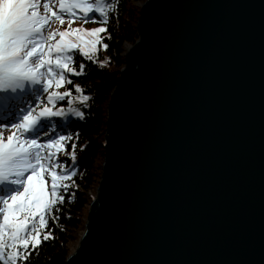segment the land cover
I'll return each instance as SVG.
<instances>
[{
  "label": "water",
  "instance_id": "1",
  "mask_svg": "<svg viewBox=\"0 0 264 264\" xmlns=\"http://www.w3.org/2000/svg\"><path fill=\"white\" fill-rule=\"evenodd\" d=\"M234 2L140 5L107 168L65 264H264V5Z\"/></svg>",
  "mask_w": 264,
  "mask_h": 264
},
{
  "label": "snow or ice",
  "instance_id": "2",
  "mask_svg": "<svg viewBox=\"0 0 264 264\" xmlns=\"http://www.w3.org/2000/svg\"><path fill=\"white\" fill-rule=\"evenodd\" d=\"M54 3L56 10H53ZM247 3L249 0H235L229 6ZM261 4L264 5V0ZM114 6L109 0H58V3L56 0H0V94L12 101L8 106L9 114L16 111L18 116L10 125L0 123V129L12 130L6 138L0 131V186L4 187V192L0 193L2 264H19L42 241L53 239L52 228L48 227L50 219L53 225L57 224L60 206L73 200L72 189L76 187L74 177L77 175L76 144L72 143V150H67L73 134L63 121L55 123L42 118H67L70 114L84 118L83 111L71 107V90L55 89L69 83L71 75L85 74L83 59L92 61L100 47H109L102 34L107 31L109 9ZM65 15L68 27L53 29L49 22L55 19L63 24ZM74 19L98 21L100 26L73 27ZM74 53L83 57L78 68L73 66ZM36 85H42V88L37 91ZM75 92L79 94L76 100L89 101L90 97L81 85H75ZM29 93L37 106L26 110L20 108ZM65 100L69 105L66 109L51 106ZM261 120L264 134V62ZM104 167L107 168V161ZM112 211L115 215L124 212L119 193ZM66 218H71V214L68 213ZM100 264L107 262L102 260ZM171 264L185 262L177 260Z\"/></svg>",
  "mask_w": 264,
  "mask_h": 264
},
{
  "label": "trees",
  "instance_id": "3",
  "mask_svg": "<svg viewBox=\"0 0 264 264\" xmlns=\"http://www.w3.org/2000/svg\"><path fill=\"white\" fill-rule=\"evenodd\" d=\"M143 1L145 0H109L115 6L109 9L107 31L102 34L105 37L104 42L109 47L107 49L100 47L92 61L83 59L80 54L74 53L73 66L78 68L83 59L86 65L85 74L80 76L71 75L69 83L62 84L55 89L61 92L71 90L73 101L71 107L80 109L85 113L83 119L76 118L71 114L67 118H42L52 120L55 123L63 121L65 127L73 134L67 150L71 151V144H76L77 175L74 177L76 187L72 189L73 200L60 206L61 214L58 223L53 225L51 219L49 221L48 227L52 228L54 238L42 241L41 245L32 250L28 258L20 261L19 264H65L70 254L69 243L72 241L73 234L83 226V209L91 202L95 193L94 186L97 172H94V162L104 156V147L99 142L102 141L100 132L103 129L102 127L107 124L108 101L112 91L118 84V71L125 65L126 45L133 44L138 38L136 24L140 8L137 3ZM79 22L83 27L88 28L100 25L98 21L93 20H79ZM50 24L53 29L57 30L68 27L66 20H64L61 27L53 22ZM77 84L81 85L84 93L89 95V101L76 100V96L79 95L75 92V85ZM35 87L39 91L42 85H36ZM41 95L46 98V94L42 93ZM33 102L35 100L29 93L27 94V100L20 105V108L26 110L30 106L36 107V102L32 104ZM51 106L53 108L62 106L65 109L69 107L66 100ZM2 112L7 114V111L2 110ZM13 112L17 113L16 111ZM7 131L9 133L12 130L8 128ZM61 159H64V157H61ZM3 192L4 187L0 186V193ZM68 213L71 214V218H66Z\"/></svg>",
  "mask_w": 264,
  "mask_h": 264
},
{
  "label": "rangeland",
  "instance_id": "4",
  "mask_svg": "<svg viewBox=\"0 0 264 264\" xmlns=\"http://www.w3.org/2000/svg\"><path fill=\"white\" fill-rule=\"evenodd\" d=\"M144 2V1H143ZM143 2H138L137 3V5H138V7L140 8V5L143 3ZM56 3H58V0H56ZM53 10H56V4L54 3V6H53ZM41 11H42V7H41ZM66 21H67V18L65 19ZM51 21H54V19L53 20H51ZM57 24L59 25V26H61L62 24L59 22V21H57ZM81 25V23L79 22V20H77V19H74L73 20V27H75V26H80ZM98 26H100V25H98ZM95 27H97V26H95ZM85 28H88V27H85ZM91 28H93V27H91ZM128 46L129 45H126V51H127V48H128ZM125 51V52H126ZM101 128V127H100ZM103 129H101V132H100V137L102 138V141H99L101 144L103 143V141L105 140V134H106V130H107V124L105 125V126H103L102 127ZM0 131H3V132H5L6 131V129H0ZM4 136H5V133H4ZM99 138V137H98ZM103 150H104V148H103ZM104 153H105V150H104ZM105 155L103 156V158H100V159H98V160H96L95 162H94V168H95V170H94V172H97V175H96V181H95V186H94V194L93 195H95L96 194V191H97V188H98V186H99V182H100V180H101V174H102V170H103V166H104V162H105ZM89 209H90V203L89 204H87L86 205V207L83 209V226L80 228V229H78L74 234H73V237H72V241L69 243V246H70V253H73L75 250H76V248H77V245H78V243H79V241H80V238H81V235L83 234V232H84V229H85V223H86V219H87V216H88V213H89Z\"/></svg>",
  "mask_w": 264,
  "mask_h": 264
},
{
  "label": "bare ground",
  "instance_id": "5",
  "mask_svg": "<svg viewBox=\"0 0 264 264\" xmlns=\"http://www.w3.org/2000/svg\"><path fill=\"white\" fill-rule=\"evenodd\" d=\"M4 103H7V101H4Z\"/></svg>",
  "mask_w": 264,
  "mask_h": 264
}]
</instances>
